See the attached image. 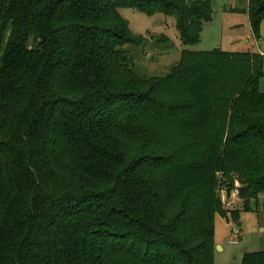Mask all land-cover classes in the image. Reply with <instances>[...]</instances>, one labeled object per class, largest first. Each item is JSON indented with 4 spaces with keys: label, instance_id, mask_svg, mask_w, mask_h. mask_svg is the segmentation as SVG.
Returning a JSON list of instances; mask_svg holds the SVG:
<instances>
[{
    "label": "trees",
    "instance_id": "trees-1",
    "mask_svg": "<svg viewBox=\"0 0 264 264\" xmlns=\"http://www.w3.org/2000/svg\"><path fill=\"white\" fill-rule=\"evenodd\" d=\"M123 8L176 17L185 46L214 13L211 0H0V264H214V216L228 215L216 174L240 175L247 211L264 195V57L185 49L144 78L125 47L145 39ZM249 15L260 40L264 0ZM216 95L223 144L202 160L149 150L165 117L208 130ZM242 264H264V250Z\"/></svg>",
    "mask_w": 264,
    "mask_h": 264
},
{
    "label": "rangeland",
    "instance_id": "rangeland-1",
    "mask_svg": "<svg viewBox=\"0 0 264 264\" xmlns=\"http://www.w3.org/2000/svg\"><path fill=\"white\" fill-rule=\"evenodd\" d=\"M211 1L213 19L204 26L200 41L189 46L183 45L180 40L176 17L161 13L150 16L133 8L121 9L120 12L128 20L133 34L143 36L145 39L139 45L129 44L125 47L129 51L137 74L144 78H164L180 63L185 49L197 52L250 50L262 52L263 55L261 53L260 55L264 57V20L260 25L258 40L251 27L249 0ZM225 73L230 78L238 74L232 71ZM260 90L264 92V76L260 80ZM175 93L190 102L182 87L171 94ZM216 97L215 116L208 130L201 131L187 126L179 115L171 119L165 117L151 131V138L147 140L149 150L174 155L176 158L202 160L206 157L208 145L212 140L216 139L219 144H223L227 134L232 133L225 125V117L229 110L218 101L219 96ZM233 130L241 131V128L235 126ZM220 135L224 136L223 141L217 138ZM256 153L264 152L257 150ZM239 176L231 168L216 174L220 211H225L228 215L227 218H223L216 212L214 216L216 242L214 264H242L246 253L264 250V195L259 196L258 204L254 200L249 204L253 211H247L239 196L241 188ZM199 188V185L188 187L186 192L192 199H196ZM228 189L231 190L230 197L227 195ZM181 197L182 195L176 200H180Z\"/></svg>",
    "mask_w": 264,
    "mask_h": 264
},
{
    "label": "water",
    "instance_id": "water-1",
    "mask_svg": "<svg viewBox=\"0 0 264 264\" xmlns=\"http://www.w3.org/2000/svg\"><path fill=\"white\" fill-rule=\"evenodd\" d=\"M227 195H228V197L231 196V190H230V189H228V191H227Z\"/></svg>",
    "mask_w": 264,
    "mask_h": 264
},
{
    "label": "built area",
    "instance_id": "built-area-1",
    "mask_svg": "<svg viewBox=\"0 0 264 264\" xmlns=\"http://www.w3.org/2000/svg\"><path fill=\"white\" fill-rule=\"evenodd\" d=\"M239 234V232L237 231V235ZM232 242H234V241H232ZM236 242V241H235Z\"/></svg>",
    "mask_w": 264,
    "mask_h": 264
},
{
    "label": "crops",
    "instance_id": "crops-1",
    "mask_svg": "<svg viewBox=\"0 0 264 264\" xmlns=\"http://www.w3.org/2000/svg\"><path fill=\"white\" fill-rule=\"evenodd\" d=\"M262 55H263V53L262 52H260Z\"/></svg>",
    "mask_w": 264,
    "mask_h": 264
}]
</instances>
